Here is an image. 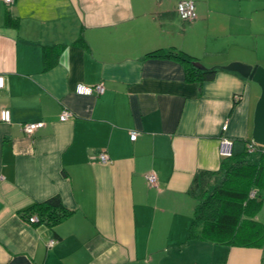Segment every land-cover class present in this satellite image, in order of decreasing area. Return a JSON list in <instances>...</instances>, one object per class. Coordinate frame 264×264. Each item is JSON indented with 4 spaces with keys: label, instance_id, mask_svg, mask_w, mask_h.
<instances>
[{
    "label": "crops",
    "instance_id": "obj_1",
    "mask_svg": "<svg viewBox=\"0 0 264 264\" xmlns=\"http://www.w3.org/2000/svg\"><path fill=\"white\" fill-rule=\"evenodd\" d=\"M181 1L0 0V264H264V247L188 240L194 176L219 169L221 136L233 153L251 141L260 88L221 67H264V0H189L193 21ZM157 49L213 79L145 58ZM55 196L69 211L57 224L21 216Z\"/></svg>",
    "mask_w": 264,
    "mask_h": 264
},
{
    "label": "trees",
    "instance_id": "obj_2",
    "mask_svg": "<svg viewBox=\"0 0 264 264\" xmlns=\"http://www.w3.org/2000/svg\"><path fill=\"white\" fill-rule=\"evenodd\" d=\"M6 24L14 23L7 16ZM173 57L185 66L187 79L211 80L215 70L200 71L192 66L190 55L178 51L157 49L145 58ZM245 143L243 150L223 158L217 171L198 172L188 194L194 201L188 240H205L214 244L234 247H264V222L259 218L264 206V149L255 147L250 152ZM254 192V197L250 194ZM35 215L38 222L51 226L69 215L59 197L34 203L21 216Z\"/></svg>",
    "mask_w": 264,
    "mask_h": 264
},
{
    "label": "built area",
    "instance_id": "obj_3",
    "mask_svg": "<svg viewBox=\"0 0 264 264\" xmlns=\"http://www.w3.org/2000/svg\"><path fill=\"white\" fill-rule=\"evenodd\" d=\"M11 0H5L6 3H9ZM177 12L182 20L186 21H193L196 18V13H195V8L194 4L192 1L189 0H184L178 3L177 5ZM3 87V78L0 77V89ZM75 92L79 95H101L104 92V86L102 83H98L93 86H86V85H81L78 84L76 86ZM71 117V114L64 110L62 113L59 115V120L60 121H66L68 118ZM0 120L4 123H9L10 120V114L8 110H2L0 112ZM44 124L43 123H23L21 124V130L26 133L27 135H31L36 129L41 128ZM227 127V122H225L222 126V130H225ZM138 132L136 131H130L129 138L130 141H134L137 139ZM256 145L252 142L248 144V149L250 152L254 151ZM218 154L222 158L230 157L232 155V141L226 137V136H221L218 140ZM97 158L101 163H108L109 159L107 155L103 152H99L97 154ZM0 179H2V176H0ZM147 183L149 186H156L157 183V178L155 174H149L146 177ZM255 193L252 192L250 194V197H254ZM37 219L36 217H30L29 221L30 222H35ZM54 243V241H50L48 243V246H51Z\"/></svg>",
    "mask_w": 264,
    "mask_h": 264
},
{
    "label": "water",
    "instance_id": "obj_4",
    "mask_svg": "<svg viewBox=\"0 0 264 264\" xmlns=\"http://www.w3.org/2000/svg\"><path fill=\"white\" fill-rule=\"evenodd\" d=\"M192 66L200 71L207 70L197 61L192 62ZM223 70L237 73L249 83H254L260 88V95L256 101L253 112V129L251 141L256 146H264V67L259 65H247L240 62H232L221 67Z\"/></svg>",
    "mask_w": 264,
    "mask_h": 264
},
{
    "label": "rangeland",
    "instance_id": "obj_5",
    "mask_svg": "<svg viewBox=\"0 0 264 264\" xmlns=\"http://www.w3.org/2000/svg\"><path fill=\"white\" fill-rule=\"evenodd\" d=\"M205 67V66H204ZM207 69V67H205ZM260 149H264V146H258ZM235 153H238L240 152V150L238 151L236 148H235ZM262 209H264V206H262ZM262 211V210H261Z\"/></svg>",
    "mask_w": 264,
    "mask_h": 264
}]
</instances>
